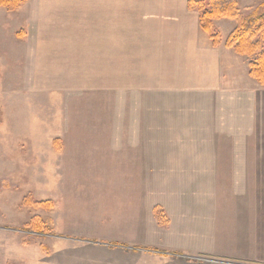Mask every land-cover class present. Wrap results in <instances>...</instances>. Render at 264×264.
Returning a JSON list of instances; mask_svg holds the SVG:
<instances>
[{
  "label": "rangeland",
  "instance_id": "obj_1",
  "mask_svg": "<svg viewBox=\"0 0 264 264\" xmlns=\"http://www.w3.org/2000/svg\"><path fill=\"white\" fill-rule=\"evenodd\" d=\"M118 1L0 6V264H264V116L256 98L244 113L254 155L240 157L252 172L114 168L124 156L110 134L123 132L119 117L132 130L135 114L107 107L111 98L99 88L117 77L100 75V60L87 66L97 55L87 41L118 34ZM262 2L236 0L241 16L263 12ZM182 232L206 233L207 249L181 250Z\"/></svg>",
  "mask_w": 264,
  "mask_h": 264
},
{
  "label": "crops",
  "instance_id": "obj_2",
  "mask_svg": "<svg viewBox=\"0 0 264 264\" xmlns=\"http://www.w3.org/2000/svg\"><path fill=\"white\" fill-rule=\"evenodd\" d=\"M187 2L119 0L118 34L111 41L104 35L88 38L87 53L97 55L87 59V66L93 68L100 60V75L117 77V81L102 80L99 88L111 98L107 107L131 108L132 118L135 114L134 120H128L132 130L126 131L127 120L119 117L123 132L109 133L113 147L122 149L118 156H124L114 168L200 173L224 165L252 172L253 164L240 158L254 155L245 146L253 126L244 113L248 107L253 112L256 98V109L264 116V88L249 77L245 58L224 47L233 26L224 23L232 20L214 22L221 34L214 46ZM111 51L116 52L114 59L109 58ZM206 236L181 237V250L207 249Z\"/></svg>",
  "mask_w": 264,
  "mask_h": 264
},
{
  "label": "trees",
  "instance_id": "obj_3",
  "mask_svg": "<svg viewBox=\"0 0 264 264\" xmlns=\"http://www.w3.org/2000/svg\"><path fill=\"white\" fill-rule=\"evenodd\" d=\"M25 1L0 0V6L15 10ZM260 5L264 7V0ZM187 6L197 13L200 29L214 46L221 41L214 22L234 21L235 26L225 38L224 47L248 59L249 77L264 88V11L241 16L236 0H188ZM154 213L158 220L163 219L161 209L155 208Z\"/></svg>",
  "mask_w": 264,
  "mask_h": 264
}]
</instances>
